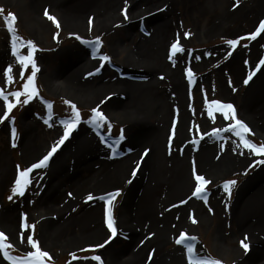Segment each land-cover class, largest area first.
Masks as SVG:
<instances>
[{
  "label": "rangeland",
  "instance_id": "1",
  "mask_svg": "<svg viewBox=\"0 0 264 264\" xmlns=\"http://www.w3.org/2000/svg\"><path fill=\"white\" fill-rule=\"evenodd\" d=\"M256 3L257 0H239L238 4L237 0H153L150 5L137 8L135 13L132 12L134 7H132L131 0H119L116 5L114 20L101 24H97L96 20H93L91 31H89V19L82 18L79 21L76 19L70 21L69 18L59 15L56 11L47 9L50 15H54L59 20L61 27L58 30L44 13L39 15L35 12L36 10L34 11L30 0H0V9H3L0 12V90L3 91L4 95L9 96L8 102L16 104L9 113L8 119L0 123V216L4 211H8L13 219L11 226L8 224L1 226L0 221V232L5 234L4 243L11 245L5 250L15 258V261L11 262L3 255V251H0V259L3 262L6 264H23V259L27 258V253L34 251L27 244L28 233L24 236V243H21L20 239L21 213H25L27 214L26 222L29 225H36L34 238L39 241L41 249L48 251L51 257V260L45 259V264H100L97 261L83 259L92 255H99L103 264H118V257H121L119 249L126 244L121 236L122 228L126 226L124 223H120L123 219L121 208L125 206L124 189L121 183L112 187L108 186L102 190L94 188L90 183L77 194L73 193L69 198L72 213L79 216L84 211V206L92 204L94 200L87 201L88 194H92L97 199L99 197L97 193L100 190L112 189L110 192H113L119 189L121 192V195L114 201L113 207L118 234L103 248H97L94 251H82V249H91L96 244L103 243L110 236L106 226L105 211L107 205L104 200L101 201L97 212L99 224L103 229V234L100 237L97 239L88 237L86 239V236L80 234V229L71 228L69 235L64 236L60 241L54 239L53 231L46 222H49L48 215L42 209L40 201L44 197L42 195L43 186L52 170L64 164H66L65 166L70 165L72 160H68V156L74 154L77 149H87L92 138L101 143V146L104 147V157L110 159L111 162L122 158L125 147L124 139L128 134L125 123L127 118L111 115L101 104L99 100L103 95V98L105 97L106 91L98 96H90L76 89L73 83L64 86L60 84V81H54V79L62 80L67 63L77 59L91 63L89 70L87 69L84 73L85 77H107L111 75L122 79L127 75L134 74L133 71L125 70L122 66L131 64L129 60L133 57L137 44L142 41L145 25L144 20L134 18L132 15L149 12V16L164 13L162 21L168 27L165 35L166 50L162 54L161 62H157L159 66H156L161 77H163L156 86L158 96L163 97L165 90L172 84L171 71L175 68H178L179 76L183 81L182 88L172 94L164 120L169 118H173L175 122L180 119L183 120V130L181 132L175 130L173 138L183 135L181 137L183 140H179L182 142L180 144L184 145L187 150V157L183 163L185 173L190 177L192 183L188 192L189 197L195 199L197 208H193L187 213L184 227L181 230H176L165 241L160 248L161 251L153 246L150 249L147 248V254L148 256L151 255V259L154 260H159L162 256L165 264H189L186 244L191 243L195 248L194 258L210 257L220 260L222 264H253L252 253H248L249 250L245 251L241 246L240 242L247 235H244L242 233L244 231L238 226L239 212L235 211L238 208L237 205L242 203L245 197L254 192L257 187L264 185V164L258 163V161L264 160V155H254L250 150L243 147L239 138L233 133L224 131L232 121L223 120L220 113H213L214 119L209 117L205 99L208 102L216 99L233 104L237 118L244 121L252 130L246 138L258 146L264 143V138L254 130L252 123H250L252 119L242 110V104L246 103L243 100L248 99L257 90L256 88L263 78V70L260 73L256 71V65L261 59H264V41H262L264 30L257 35L255 40L248 37L264 20V9L255 17L249 15L250 17L247 19L245 14L244 17L226 16L231 8L238 9L236 15L246 10H255ZM125 9L127 19H125ZM9 13L16 17L13 24L16 30L15 34L24 42L33 41L37 48L33 55L39 68L35 78L39 95L33 97L27 105L16 103V98L10 95L14 91H23L22 85L31 73V66L24 69L16 57L12 55L11 34L7 30L5 20ZM224 18L227 19L222 22L221 28H215ZM146 26H148L147 21ZM57 31H59V37L54 39V34ZM185 32L190 33L187 38L184 37ZM70 33L78 34L84 40H94L99 36L101 45L98 49H93L92 45L77 40ZM145 35L148 36V33ZM242 36L246 38L239 40L235 48L227 44V40L238 39ZM177 40L184 51L173 55L171 44ZM244 45H248L247 48ZM19 51L20 54L27 55L29 49L25 44ZM94 51L97 53L95 58L93 57ZM101 55L109 56L110 60L107 62L99 60ZM245 61L248 63L245 64ZM9 66L12 68V72L9 74L12 77L11 82L3 75L4 70ZM97 69L99 71H96ZM187 70L193 72L194 83H189L186 75ZM21 71H24L23 80L20 77ZM252 71H255L256 74L245 85L243 80ZM60 73L63 75L56 76ZM89 73L94 74L88 75ZM26 98V96H21L20 100L23 101ZM65 100H70L77 106L81 113L82 122L53 155L48 166L34 170L30 174L31 183L26 188L25 195L22 197L14 196L13 200L9 201L10 189L18 175L16 166L19 165L20 169L23 170L37 162L47 153L51 145L62 136L63 127L60 121L71 114L70 106L64 103ZM49 102L52 104L51 108L47 107ZM98 104L101 105V110L109 117L112 124L110 138L107 124L97 132L89 124L83 122L90 117L91 108ZM6 110V104L0 97V117ZM13 117L14 126L17 129V136L14 141L10 133ZM46 119L49 120L48 124L44 123ZM121 129H123L124 139L116 145L115 156H112L113 151L108 145L120 136ZM214 130H219V135L213 134ZM24 131H30L35 146H37V153L32 161H28L23 152L22 137ZM102 136L105 137L107 143L102 142ZM193 140L198 142L193 144ZM13 142L16 147H12ZM180 144L173 142L169 149L177 151ZM205 147H210L215 152L216 163L223 160L224 169L230 168L229 166L233 165L232 162L235 159L241 161L239 165L227 171L219 168L215 172H208V166H203L200 162V153ZM179 154H181L180 151ZM225 160L228 162L226 161V163ZM230 161L232 162L230 163ZM193 162H195L197 174L204 175L206 179L211 181L206 186L207 203L202 197L198 198L192 195L195 190V181L192 175ZM134 168L135 164L130 163L124 171L119 169L113 173L122 182L128 174L132 173ZM67 173L65 171V174ZM78 175L82 177V181L84 180L83 183L87 179L91 180L88 172ZM226 180L237 181L235 185L231 186L230 196L222 188ZM66 188L68 189V187ZM190 216L197 223L193 224ZM257 220L258 217L255 216V221ZM181 233L196 239L185 241L184 244H177L176 240L180 238ZM245 242L250 246L251 241L248 240V237ZM73 253L80 259L73 260L71 255ZM111 253H116L119 256L114 257V255L111 259Z\"/></svg>",
  "mask_w": 264,
  "mask_h": 264
},
{
  "label": "bare ground",
  "instance_id": "2",
  "mask_svg": "<svg viewBox=\"0 0 264 264\" xmlns=\"http://www.w3.org/2000/svg\"><path fill=\"white\" fill-rule=\"evenodd\" d=\"M118 1L30 0L34 11L36 10L35 12L39 15L48 9L69 18L70 21L75 19L79 21L82 18L88 20L92 17L97 24L114 20ZM152 1L131 0L132 7H134L132 12L136 13L137 8L148 6ZM255 8V10H246L238 15H236L238 9L231 8L226 16L244 17L245 14L246 19L250 16L255 17L264 9V0H257ZM163 14L149 16L148 12L132 15L134 18L144 20L145 25H143L145 33L142 36V41L134 49L133 57L130 56L132 57L129 60L131 64L122 66L125 70L133 71L134 74L127 75L122 79L111 75L85 77L84 73L91 63L77 59L67 63L64 75L62 73L56 75L61 76L62 74V80L54 79V81H60V84L64 86L73 83L76 89L90 96H98L106 91L105 97L103 98V95L99 101H104L103 106L111 115L127 118L125 123L128 134L124 139L125 147L122 158L111 162L110 159L104 157V147L101 146V143L92 138L87 149H77L74 154L68 156V160H72L70 165L65 166L66 164H64L52 170L43 186L42 195L44 197L40 201L42 209L48 215L49 222H46L53 231L56 241L69 235L71 228L80 229V234L86 236V239L88 237L97 239L103 234L97 216L102 201L100 197L112 189L101 190L121 183L124 189L125 206L121 208L123 219L120 223L126 225L122 228L121 236L126 244L119 249L121 257H118L119 255L116 253L110 254L111 259L114 255V257H118V264H165L162 256L159 260L149 259L147 248L150 249L154 246L160 250L176 230H181L184 227L187 213L191 209L197 208L195 199L190 198L188 192L192 183L190 177L185 173L183 163L187 157L186 147L179 141L183 140L181 138L183 135L173 138L175 130L178 132L183 130V120L180 119L176 122L173 121V118L164 120L172 94L182 88L183 81L179 76L178 68L171 71L172 84L165 90V96L163 94V97H159L156 91L157 83L161 79L156 66H159L157 62H161L162 54L166 50L165 35L168 31L166 23L162 21ZM225 19L227 18L220 21L215 28H221ZM146 21L148 26H146ZM146 33L148 36L145 35ZM262 41H264V35ZM260 72H262L263 78L258 84L257 90L248 99L243 100L246 103L242 104V110L252 119L250 123L254 130L264 138V65L259 70ZM162 121L163 124L160 125ZM174 124L175 127H173ZM22 138L23 152L28 161H32L36 156L37 146H35L30 131H24ZM170 138L171 143L180 144L177 151L169 149ZM145 150H148V154L140 162L136 175L133 177L128 174L125 180L120 182L121 179L116 178L113 172L119 169L124 171L130 163L136 166ZM214 153L210 147L203 148L200 153V162L203 166H208V172L225 168L223 160L215 162L216 155ZM51 160L52 157L49 163ZM226 161L228 162V160ZM240 161V159L230 161L233 165L229 167L233 168L239 165ZM230 168H226L224 171ZM65 171L68 173L65 174ZM84 172H88L91 177V180L87 179L85 183L78 175ZM90 183L94 188L101 189L97 193L99 197L94 199L92 204H86L84 211L76 216L72 213L69 198L73 193L77 194ZM70 192H72L71 196ZM182 200L187 203L181 204ZM173 205L178 206L173 207ZM237 206L235 212H239L238 226L251 241L248 253H252V263L264 264V185L257 187ZM255 216L258 217L257 221H255ZM12 220L11 213L8 211H4L0 216L1 226L6 224L11 226ZM0 264L6 263L0 259Z\"/></svg>",
  "mask_w": 264,
  "mask_h": 264
},
{
  "label": "snow or ice",
  "instance_id": "3",
  "mask_svg": "<svg viewBox=\"0 0 264 264\" xmlns=\"http://www.w3.org/2000/svg\"><path fill=\"white\" fill-rule=\"evenodd\" d=\"M239 3V0H237V4ZM3 9H0V12H2ZM125 19H127V12L126 9L124 10ZM44 15L47 17L48 20H50L55 27L59 30L61 27V24L59 20L54 16L50 15L49 11L47 9L44 10ZM6 23H7V30L11 34V52L12 55L16 57L19 64L24 68L27 69L29 66H31V73L27 76L26 81L23 83L22 88L23 91H14L11 92L10 95L16 98V103H22L23 105H27L29 101L33 99V97H36L39 95L38 88L35 83V78L37 76V73L39 71V68L37 67L36 61L34 59V53L36 52L37 48L33 41L28 40L26 42L22 41L20 37H18L15 34V28L13 27L14 21L16 20V17L14 14L9 13L7 17H5ZM93 18L90 17L88 20L89 24V31H91ZM264 30V20H262L259 24V27L256 28V30L250 34V37H248L251 40H255L257 38V35L261 33V31ZM70 35H74L77 40L82 41L85 44L92 45L93 49H98L101 45V38L97 36L94 40H84L82 37H80L78 34L70 33ZM190 35L189 32L184 33V37L187 38ZM59 37V31L54 34V39ZM246 37H239L238 39H229L227 40V44L233 48L238 44L239 40H244ZM26 44L27 48L29 49L27 55L20 54L19 49L24 47ZM248 45H244L245 48H247ZM183 48L180 46L178 40L177 42H173L171 44V52L172 54L183 52ZM97 55L96 51L93 52V57L95 58ZM231 55V53H229ZM171 59V56L169 57ZM99 60L107 62L110 60V57L107 55H101L99 56ZM248 61H245V64H247ZM264 65V59H261L259 63L256 65V71L260 70V66ZM96 71H99L97 69ZM12 72L11 66L6 68L3 72V75L7 78L9 82H11L12 77L9 75ZM94 73H89L88 75H93ZM255 71L249 72L247 75V78L243 80V83L247 85L249 81L253 78L255 75ZM186 75L188 77L189 83H194V74L191 70L186 71ZM20 77L23 80L24 79V71L20 72ZM163 78V77H161ZM231 84V81L229 82ZM233 91H235V88H233ZM21 96H26L27 98L23 101L20 100ZM0 97H2L3 101L6 104V111H4L3 116L0 117V123H2L5 119H8L9 113L13 110V108L16 106V104L8 102L9 96L4 95L3 91L0 90ZM65 104L70 106L71 114L69 117L63 119L60 121V124L63 127V134L59 137V139L51 145L50 149L47 151L45 155L42 156V158H39L37 162L32 163L30 166L24 168L23 170L20 169V166L17 165V172L18 175L14 180V184L10 189L11 195L8 196V200L12 201L14 196H24L26 188L28 185H30V174L37 169H43L46 168L49 164L50 158L53 157V155L58 151L60 146H62L67 139H69L70 135L73 133L74 130L78 128L80 123L82 122L81 113L78 110L77 106L72 103L70 100H65ZM104 101H101V104H103ZM205 105L206 110L209 117H213V113H220L222 115L223 120H230L232 123H230L227 128L224 129L226 132L233 133L236 137L239 138L240 143L243 145L245 149H248L253 153L254 155H264V143L260 144L259 146L253 142H251L246 136L252 132V130L248 127V125L237 118L236 109L231 103H224L216 99H212L210 102L205 99ZM48 108L52 107V104L49 102L47 104ZM90 117L88 120L83 121L84 123L89 124L93 130L99 132L101 129H103L104 125L107 124L108 130H109V138L111 134V128L112 124L109 121V117L105 115V113L101 110V105H97L96 107L91 108L90 110ZM49 119H51V116H49ZM45 124L49 123V120L44 121ZM12 127L10 129L11 137L13 138V141L15 140L17 136V129L14 126V117L11 119ZM175 127V124L173 125ZM215 135H219V130H214ZM124 139L123 136V129H121L120 136L114 140L111 144L108 145L109 148L112 149L113 153L116 151V145L119 143L120 140ZM102 142L107 143L105 137H101ZM198 141L193 140L192 143L195 144ZM171 143V138H170ZM12 147H16V144L13 142ZM148 154V150H145L143 155L140 158V161H137L135 168L133 169L131 175L134 177L136 175L137 170L140 167V162L143 160V157ZM258 163L264 164V160L258 161ZM192 175L194 177L195 181V190L192 193L193 196L196 197H202L205 200V203H207V185L211 183L208 179L205 178L204 175L197 174L195 162H193V169H192ZM131 183V181H129ZM237 181L235 180H226L224 181L222 188L223 190L228 193V195H231V186L235 185ZM71 196V193H69ZM121 195V192L119 189L106 193L104 196L100 197V199L104 200L106 202V226L107 229L110 232V236L108 239H106L103 243H98L91 249H82V251H94L97 248H103L107 243L110 242L112 238H115L118 234V230L116 227V219L113 215V207H114V201L117 197ZM95 199V197L92 194H88L86 197L87 201H91ZM181 204L187 203V201L182 200L180 202ZM178 205H173V207H177ZM211 211V209H209ZM191 222L193 224L197 223V221L190 216ZM27 214L21 213V233H20V239L21 243H24V236L27 234V244L31 246L34 251H29L27 253V258L23 259V264H45V259L51 260V257L49 256L48 251H44L40 247V243L37 239L34 238L35 233V224L29 225L27 222ZM154 235V234H153ZM195 237L187 236L184 233L180 234V238L176 240L177 244H184L185 241L195 240ZM6 240L5 234L3 232H0V251H3V255L7 257L9 260L15 261V258L9 255V252L5 249L11 247V245L5 244L4 241ZM247 240V237H245L244 240H242L241 246L245 251L249 250V244L245 242ZM143 243V242H142ZM154 251V250H153ZM186 251L188 254V260L189 264H222L220 260L212 259L210 257L204 258H194L195 257V248L194 245L191 243L186 244ZM73 260L80 259L77 257L74 253L71 254ZM85 260H92L100 262V264H103L101 257L99 255H92L91 257H84ZM149 259H151V255L149 256Z\"/></svg>",
  "mask_w": 264,
  "mask_h": 264
}]
</instances>
